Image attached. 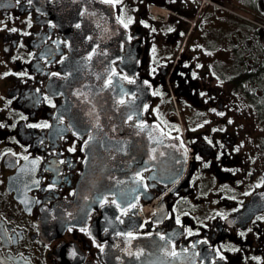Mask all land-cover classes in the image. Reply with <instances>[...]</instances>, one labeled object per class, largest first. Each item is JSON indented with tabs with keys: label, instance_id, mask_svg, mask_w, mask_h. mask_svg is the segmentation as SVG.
<instances>
[{
	"label": "flooded vegetation",
	"instance_id": "1",
	"mask_svg": "<svg viewBox=\"0 0 264 264\" xmlns=\"http://www.w3.org/2000/svg\"><path fill=\"white\" fill-rule=\"evenodd\" d=\"M0 3V264H264V211L225 224L264 209V0L106 3L129 31L107 80L115 72L136 81L122 98L136 99L127 122L161 132L173 173L160 182L156 168L139 171L137 200L106 196L81 226L64 230L61 204L75 196L92 138L59 111L78 67L68 63L76 33L66 21L105 2ZM135 42L129 76L123 57ZM97 48L88 41L80 60ZM146 135L136 134V145L145 138L151 147Z\"/></svg>",
	"mask_w": 264,
	"mask_h": 264
},
{
	"label": "water",
	"instance_id": "2",
	"mask_svg": "<svg viewBox=\"0 0 264 264\" xmlns=\"http://www.w3.org/2000/svg\"><path fill=\"white\" fill-rule=\"evenodd\" d=\"M101 7L108 11V16L104 22H101L100 16L98 20H93L91 15H87V22L90 21L91 23L89 30L93 36L99 34L104 39L109 40L110 48L108 51L109 54H112L111 38L115 31L113 24L116 25V20L112 13V7L106 4ZM99 14L101 15V13ZM85 28L86 26L81 30H85ZM101 53H96L93 62H90L92 67L84 70L88 74L87 81L83 83L80 80L76 81L79 87L80 84H83L87 89L84 88L77 97L69 92L67 97L72 99L66 101L64 107V110H68L77 116L76 119H80L83 126L93 130V139L86 148L88 159L78 183L76 198L68 203L72 209H90L108 194L125 196L126 192L124 193L123 189L136 174V134L143 137L147 133H151L146 136H151L148 142H150L151 151L155 150L156 152L154 161L156 168H158L156 174L164 177L174 167L170 163H165V159H168L162 153L167 150V146L160 148L157 145L160 140L165 139L160 131L136 132V126L126 124L128 115L131 112L136 113V100L122 106L123 109L117 106V101L118 98H121V93H132L136 90V84L128 83L116 77L114 78V86L105 87L106 76L110 72H106L105 68L93 67L95 64L101 63L103 59ZM128 55L126 61L131 67L125 69H131L129 73L133 74L136 71V49H133ZM109 57L111 56L109 55ZM76 58L77 52L74 53L72 61ZM72 76L75 79L80 78L77 70ZM74 78H70V81H75ZM70 85L72 84L68 82V86ZM145 140L142 138L140 143ZM162 156L165 157L164 160ZM144 167L143 163L137 165V168ZM137 188L138 185H136ZM137 191L138 189L136 193ZM70 222H73L71 218Z\"/></svg>",
	"mask_w": 264,
	"mask_h": 264
},
{
	"label": "snow or ice",
	"instance_id": "3",
	"mask_svg": "<svg viewBox=\"0 0 264 264\" xmlns=\"http://www.w3.org/2000/svg\"><path fill=\"white\" fill-rule=\"evenodd\" d=\"M104 2H105V3H114V2H116V0H104ZM16 3L19 4V3H20V0H16ZM27 3H28L29 5H31V4L33 3V0H27ZM0 6H3L2 3H0ZM37 11H39V9H37ZM129 22H131V21H129ZM121 23H123V21H121ZM124 26L127 27L126 24H125ZM76 27H80V25L77 24ZM11 31L15 32V31H17V29L12 28ZM25 34H27V33H25ZM88 58L91 59V56H89ZM112 75L115 76L116 73L113 72ZM124 79H128V77H124ZM128 82H129V83H134L135 81L129 79ZM114 83H115V82H114L111 78H109V79L106 81V86H108V87H112V86H114ZM145 83H147V82L145 81ZM121 91H122V90H121ZM119 103L123 104V103H124V100L121 99V100L119 101ZM127 119H128V120H131L132 117H131V116H128ZM29 126H30V127H41V126H43V127H49V125H47V124H45V125H29ZM85 144H87V141H85ZM69 150H70V151H74V149H69ZM153 151H155V150H153ZM25 159H27V158H25ZM33 163H35V161H34ZM138 175H139V174H138ZM36 183L38 184L39 181H37ZM112 203L115 204L116 201L113 200ZM116 206H117L118 208L120 207L119 204H117ZM122 214H127V210H126V208H125V210L122 211ZM120 222L123 223L122 220H121ZM177 223H179V220H177ZM82 230H83V229H82ZM127 235L131 237V236H132V233L129 232V233H127ZM160 239H161V240H165V237H164V236H161ZM194 246H195V245H193V247H194ZM101 251H103V248H102V247H101ZM129 255H134V254L130 252ZM140 255H143V250L140 251L139 255H136V259H139V258H140ZM170 255H172V256H176L177 253H176L175 251H173V252L170 253Z\"/></svg>",
	"mask_w": 264,
	"mask_h": 264
},
{
	"label": "rangeland",
	"instance_id": "4",
	"mask_svg": "<svg viewBox=\"0 0 264 264\" xmlns=\"http://www.w3.org/2000/svg\"><path fill=\"white\" fill-rule=\"evenodd\" d=\"M159 8H157L156 10H158ZM158 12H162L161 10H158Z\"/></svg>",
	"mask_w": 264,
	"mask_h": 264
}]
</instances>
